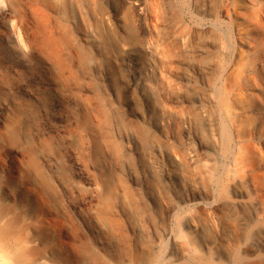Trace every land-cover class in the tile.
<instances>
[{
  "label": "bare ground",
  "instance_id": "obj_1",
  "mask_svg": "<svg viewBox=\"0 0 264 264\" xmlns=\"http://www.w3.org/2000/svg\"><path fill=\"white\" fill-rule=\"evenodd\" d=\"M248 1L235 11L239 52L220 92L235 195L167 227V188L145 169L134 187L123 140L84 74L72 26L55 17V1L0 0L1 263L264 264V1ZM161 172L180 195L188 180ZM211 174L203 162L194 176L213 190ZM202 201L195 194L184 203ZM226 208L249 216L241 222Z\"/></svg>",
  "mask_w": 264,
  "mask_h": 264
},
{
  "label": "rangeland",
  "instance_id": "obj_2",
  "mask_svg": "<svg viewBox=\"0 0 264 264\" xmlns=\"http://www.w3.org/2000/svg\"><path fill=\"white\" fill-rule=\"evenodd\" d=\"M54 1L55 17L72 26L73 41L87 59L84 74L92 88L101 89L123 140L127 170L135 175L134 187L145 169L155 186L167 188V227L184 213L232 198L235 193L227 175L233 133L222 114L220 92L224 71L239 52L232 27L237 26L235 11L249 1ZM260 125L264 133V118ZM257 147L263 149L261 144ZM203 162L218 182L213 190L205 189L194 176ZM163 167L188 180L180 195L172 192L168 178L163 180ZM195 194L203 197L201 206L184 203ZM5 203L4 207L12 204ZM226 211L241 222L249 216L246 211ZM180 229L187 231L183 222ZM151 233H157L154 227ZM205 236L212 239L215 233L208 227ZM165 250H171L168 239Z\"/></svg>",
  "mask_w": 264,
  "mask_h": 264
}]
</instances>
